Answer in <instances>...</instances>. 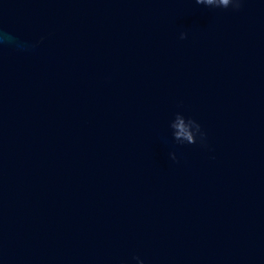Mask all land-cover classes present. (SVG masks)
Wrapping results in <instances>:
<instances>
[{"label": "water", "instance_id": "1", "mask_svg": "<svg viewBox=\"0 0 264 264\" xmlns=\"http://www.w3.org/2000/svg\"><path fill=\"white\" fill-rule=\"evenodd\" d=\"M0 34V264H264V0H0Z\"/></svg>", "mask_w": 264, "mask_h": 264}, {"label": "clouds", "instance_id": "2", "mask_svg": "<svg viewBox=\"0 0 264 264\" xmlns=\"http://www.w3.org/2000/svg\"><path fill=\"white\" fill-rule=\"evenodd\" d=\"M244 0H195L196 5L217 9H229L240 11ZM180 38L186 39V34L182 33ZM6 34H0V41L6 40ZM169 127L172 130V137L178 144L195 145L199 143L206 146V133L201 125L192 118H186L182 113L177 112ZM171 159L175 160V154H171ZM139 261V258H136ZM143 264V261H139Z\"/></svg>", "mask_w": 264, "mask_h": 264}]
</instances>
